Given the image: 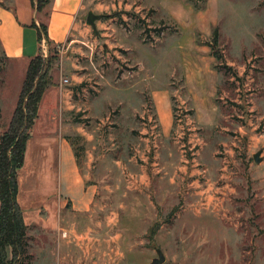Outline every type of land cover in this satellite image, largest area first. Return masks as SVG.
Masks as SVG:
<instances>
[{
    "label": "rangeland",
    "instance_id": "1",
    "mask_svg": "<svg viewBox=\"0 0 264 264\" xmlns=\"http://www.w3.org/2000/svg\"><path fill=\"white\" fill-rule=\"evenodd\" d=\"M159 1L194 14L212 8L213 58L206 46L214 28L210 35L194 33L198 55L212 61L210 87H185L181 53H196L193 33L160 9L155 16L139 7L156 8ZM87 12L102 19L92 29L82 15V52L70 54L65 46V58L82 68L72 72L83 80L75 96L79 108L63 122L76 129L69 139L94 197L86 212H72L69 203L55 211L61 237L79 245L58 247L50 234L30 226L26 263L153 264L161 251L162 264H264V0H94ZM135 24L152 34L169 26L166 33L176 34L139 49L150 66L148 90L128 88L136 68L128 61L126 28ZM63 57V47L47 45L42 59L53 81L68 88L60 82L70 77ZM23 69L0 51V138ZM48 109L45 101L32 130L36 137L50 125ZM30 172L19 171L23 191L41 192L42 179Z\"/></svg>",
    "mask_w": 264,
    "mask_h": 264
},
{
    "label": "crops",
    "instance_id": "2",
    "mask_svg": "<svg viewBox=\"0 0 264 264\" xmlns=\"http://www.w3.org/2000/svg\"><path fill=\"white\" fill-rule=\"evenodd\" d=\"M93 2L94 0H50L46 17L40 16L38 20L36 17L37 12L33 9L31 0H13L8 4H3V2L0 1L1 54L7 61L22 64L24 67L23 76L16 87V93L12 102L11 116L24 81L26 67L29 61L39 54V48L41 49V44L37 42L36 30L30 27L32 22H35L37 26L40 22L46 24V43L48 46L56 48L63 47L64 57L62 59V64H64L65 69L66 62H68V64L71 63L69 57L65 58V46L70 50V54L82 52L77 44L84 41L83 39L87 35V30L84 25V27H82L79 19L85 14L84 24L89 26L86 23V17L89 13L87 11L90 9ZM184 6L185 5H168L167 3H162V1H159V5H156V8L152 5H139V7H142V11L147 10L151 12L152 15L154 14L156 16V10L160 9L169 19L178 20L177 23L181 29L192 31L193 36L190 37L189 41L193 45L196 43V39L194 38L195 32L200 30L201 34H204L205 31L207 35H210L211 27L212 29L214 28L210 38L211 42L206 46L211 52V58H213L215 48L211 45L215 32H217L218 43V31L215 23L216 16H213L212 8L210 7L207 9L205 15H203L194 14L192 11L183 12ZM194 6L195 8H199L196 5ZM147 7L151 9H147ZM127 16L129 20L133 22L136 21L134 16L128 14ZM182 16L186 17L183 18ZM101 19L102 16L96 21H100ZM154 21L156 20L154 19ZM157 22L164 24V19L160 18ZM169 28L170 27L167 26L164 30L153 32L152 34L150 31L146 32L143 26L135 24L133 28H129L127 25V33L132 36L131 40L128 39L129 41L127 44L129 46L127 52H129L131 56L128 61L133 63V68H136L135 77L132 76V84H130L128 88L136 90H148L151 88L149 82L151 80H149L148 76L150 68L149 62L140 57L138 51L140 48H149V43H162L166 36L176 35L174 33L167 34L166 32H168ZM148 32L150 37L148 36ZM194 48L196 51L194 55L188 53V51H183L181 53L180 73L184 76L185 87L189 89V83H194L198 87L207 84L206 86L210 87L213 81L211 77L208 79L207 73L209 72L207 68L212 62L211 58L209 55L208 58H204L203 55H198L201 53L200 50L196 49V45H194ZM156 64L153 66L155 69H157ZM214 67L217 68V66ZM77 69H82L79 67V64L76 62L70 64L68 69L70 77L61 79L60 81L62 84H67L68 88H65V85L58 86V82L55 83L51 77L52 84L46 89L41 99L37 119L33 128L40 120V110L45 101L48 103L49 109L44 117L46 124L50 125L37 137L34 135L32 128L26 144L24 164L20 171L26 173L31 171L29 176L42 179L41 192L40 189L36 191L30 189L27 190L29 191L28 193L24 192L22 189V178L19 176V172L17 176V202L23 212L25 224L28 226L29 230L31 229L30 226H37L36 229L43 230L45 233L50 234L54 240H56L55 244L63 248L73 243L77 245L80 243L74 241L70 243L66 241L65 233L64 237H61L59 233L61 230L60 221L54 220L55 211L59 212L61 209L63 210L69 203L71 204L72 212H86L94 197L93 190L86 186L88 176L79 168L78 163L80 157L78 158L76 155V147L69 139L70 134L76 129L70 127L68 123L64 124L65 122H63L65 117L70 116L73 110L79 108L78 100L75 96L79 94L77 92L81 89L80 85L83 79L81 76L76 75L77 73L72 72ZM142 73L145 75H142ZM155 73L154 71L150 75V78L154 80V82L157 80L154 76ZM171 74L177 75L174 72ZM155 87L158 88L157 84L153 83V88ZM47 100L49 101L47 102ZM0 110H3L1 104ZM40 184L41 182L37 184L39 188ZM55 206H57L58 209L54 210ZM42 207L44 210H41ZM41 211H43L44 215L41 214ZM71 233L73 232L71 231Z\"/></svg>",
    "mask_w": 264,
    "mask_h": 264
},
{
    "label": "trees",
    "instance_id": "3",
    "mask_svg": "<svg viewBox=\"0 0 264 264\" xmlns=\"http://www.w3.org/2000/svg\"><path fill=\"white\" fill-rule=\"evenodd\" d=\"M49 3L50 0H31L33 9L43 17L47 15ZM30 27L36 30L39 44L42 39L47 40L44 22L38 26L32 22ZM211 46H217V32ZM51 84L45 60L38 54L27 65L10 122L0 138V264H29L26 263L29 256H25L29 228L17 202V176L24 164L26 144L37 119L39 104Z\"/></svg>",
    "mask_w": 264,
    "mask_h": 264
},
{
    "label": "water",
    "instance_id": "4",
    "mask_svg": "<svg viewBox=\"0 0 264 264\" xmlns=\"http://www.w3.org/2000/svg\"><path fill=\"white\" fill-rule=\"evenodd\" d=\"M100 16L94 15L93 13L89 12L86 17V23L91 26L92 28H95V21L99 20ZM261 152H257L253 155V160L256 165H259L262 162L261 158ZM165 258L161 251H157V259L153 260V264H162L164 262Z\"/></svg>",
    "mask_w": 264,
    "mask_h": 264
},
{
    "label": "built area",
    "instance_id": "5",
    "mask_svg": "<svg viewBox=\"0 0 264 264\" xmlns=\"http://www.w3.org/2000/svg\"><path fill=\"white\" fill-rule=\"evenodd\" d=\"M41 52H42V58H46L47 57V43L45 39H42L41 41Z\"/></svg>",
    "mask_w": 264,
    "mask_h": 264
}]
</instances>
